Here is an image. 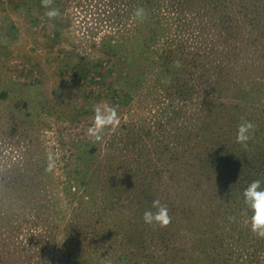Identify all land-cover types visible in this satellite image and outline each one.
I'll return each instance as SVG.
<instances>
[{
    "label": "trees",
    "instance_id": "trees-1",
    "mask_svg": "<svg viewBox=\"0 0 264 264\" xmlns=\"http://www.w3.org/2000/svg\"><path fill=\"white\" fill-rule=\"evenodd\" d=\"M71 1L76 8L91 7L98 28L108 29L90 31L91 38L97 32L98 37L102 35L101 51L116 56L123 43L129 46L122 57L126 71L112 80L122 82L124 88L121 84L111 97L106 92L105 100L124 108L139 99L137 90H160L164 95L154 100L163 105L161 115L167 121L176 117V166L186 170L191 166L194 177L186 187L183 182L191 179L190 173L186 177L184 169L176 170L180 188H176L179 199L172 231L176 230L180 241L176 246L164 245L161 251L175 252L179 264H264V239L250 231V213L241 195L254 180L264 187V108L252 104L254 98L264 96L260 46L264 0H62V4ZM247 52L261 59V63L247 65L258 75L252 81L255 95L251 96L233 76L235 58ZM175 85L176 92H169ZM0 98L6 94L0 93ZM259 99L264 103V98ZM242 119L254 125L247 147L235 142ZM120 128L129 132L125 124ZM2 142L13 141L0 138ZM26 144L29 147L32 141ZM91 146L86 144V156L68 171L67 182L59 187L51 185L54 173L48 170L47 157L28 150L18 153L13 147L14 156L0 163V264H100L105 258H112V264H160L164 257L158 249L148 253L139 234L144 230L126 237L118 233L113 247L93 246V236L86 238L79 231L77 218L95 207L85 182L88 171L80 167L95 157ZM107 157L115 165V175H103L109 180L100 189L102 202L108 204L100 211L103 215L114 216L124 201L150 194L167 174L157 159L145 161L144 168L137 170L122 168L128 159L126 151L115 150ZM70 179L79 184L71 185ZM154 229L160 235L158 227ZM64 231L71 236L72 247L67 249L62 244L65 238L58 239ZM124 245L127 248L122 251Z\"/></svg>",
    "mask_w": 264,
    "mask_h": 264
},
{
    "label": "rangeland",
    "instance_id": "rangeland-1",
    "mask_svg": "<svg viewBox=\"0 0 264 264\" xmlns=\"http://www.w3.org/2000/svg\"><path fill=\"white\" fill-rule=\"evenodd\" d=\"M52 7L60 14L49 19L45 15L48 9L41 6V0H0V93L6 94L5 99L0 98V136H3L0 138L13 141L9 145L0 143V163L14 156L13 147L18 153L19 149L28 150L47 157L50 172L54 173L51 185L59 187L67 182L68 171L86 156V144L92 145L95 157H90L80 167L88 171L85 182L95 207L77 218L79 231H83L84 237L88 234L93 236V246L113 247L112 240H116L118 233L126 237L129 232L136 231L138 234L143 230L145 233L139 234L143 236V243L147 244L148 253L156 249L161 251L164 245L176 246V241H180V237L176 240V230L172 231L176 225V188H180L176 170L180 172L184 169L182 175L186 177L190 173L191 179L186 178L183 182L186 187L194 177L191 166L187 170L176 166V117L168 121L164 119L160 111L163 105L154 100L157 95L164 94L160 95V90L154 89L147 93L145 87L136 91L139 99L131 106L116 108L119 124L105 128L102 139L93 142L87 133L93 123L94 106L105 102L110 105L105 100V93L108 92L111 97L121 84L124 88L122 82L113 83L112 80L126 71L122 57L129 46L123 43L116 56L107 55L108 52L101 51L100 32L95 38L89 36L90 31L108 30L98 28L91 7L76 8L72 1L63 6L62 0H53ZM260 46L264 53V41L260 42ZM235 59V83L248 96L255 95L253 84L258 75L247 65L261 63V59L258 54L254 56L249 52ZM101 73L104 75L101 76ZM175 87L169 92L175 93ZM259 98L264 96L254 98L252 104L262 110L264 103ZM260 115L263 118L262 113ZM123 124L128 127V133L125 130L120 132V125ZM15 125L21 128L13 127ZM27 141H32V145L27 147ZM115 150L128 154V159L121 163H124L122 168L128 166V169L140 170L144 168L142 164L145 161L157 159L159 167L167 174L159 181L160 186H152L150 194L144 193L128 202L123 200L124 207L116 211L118 214L115 212L114 217L100 212L103 206L108 205L102 202L104 193L100 189L104 182L109 181L104 180L103 175L108 178L115 175L114 163L107 161L108 154ZM69 182L71 185L79 184V180L75 179ZM234 198L229 196L231 200ZM154 199H159L169 210L171 223L165 228L147 225L142 220L143 212ZM66 211L69 215L70 208L67 207ZM95 221H98L97 226L92 228ZM157 227L160 235L154 233ZM70 237L65 231L58 236L61 240L65 238L62 244L66 243V249L72 247ZM188 241L191 243V239ZM227 241H232V238ZM125 248L127 246L124 245L121 250ZM129 252L128 248L127 254ZM161 254L164 258L158 261L160 264H179L181 260H176L175 252L165 250Z\"/></svg>",
    "mask_w": 264,
    "mask_h": 264
},
{
    "label": "clouds",
    "instance_id": "clouds-1",
    "mask_svg": "<svg viewBox=\"0 0 264 264\" xmlns=\"http://www.w3.org/2000/svg\"><path fill=\"white\" fill-rule=\"evenodd\" d=\"M52 4L53 0H41V6L48 9L45 15L49 19H54L60 14L58 9L52 7ZM92 121V126L88 129L87 134L93 142H99L105 128L115 127L119 124V116L116 108L105 102L102 105L94 106ZM253 131L254 125L250 121L242 119L237 125L235 142L247 147ZM48 170H51V165ZM261 183L260 180L252 181L241 195L243 204L247 212L250 213L247 220L250 231L257 238L264 239V187L261 186ZM142 220L147 225L160 228H165L171 223L169 210L159 199H154L151 202L150 207L143 212ZM100 264H112V261L110 258H105L100 261Z\"/></svg>",
    "mask_w": 264,
    "mask_h": 264
}]
</instances>
